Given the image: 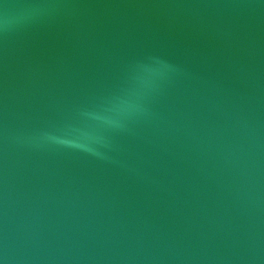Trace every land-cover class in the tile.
<instances>
[{"label": "water", "instance_id": "water-1", "mask_svg": "<svg viewBox=\"0 0 264 264\" xmlns=\"http://www.w3.org/2000/svg\"><path fill=\"white\" fill-rule=\"evenodd\" d=\"M0 264H264V0H0Z\"/></svg>", "mask_w": 264, "mask_h": 264}]
</instances>
